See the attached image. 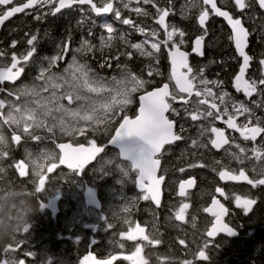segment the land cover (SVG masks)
Listing matches in <instances>:
<instances>
[{"label": "snow or ice", "instance_id": "6c2138e0", "mask_svg": "<svg viewBox=\"0 0 264 264\" xmlns=\"http://www.w3.org/2000/svg\"><path fill=\"white\" fill-rule=\"evenodd\" d=\"M123 7L135 13L136 16L147 17L149 11L141 8L139 5H152L155 8V20L160 30L148 29L140 26L131 18L121 19V10L114 8L113 0H27L21 6H12L0 14V24H3L10 17L17 13H24L26 9L47 7L48 12L43 15H36L37 21L45 19L48 15L55 16L61 13L63 9H72L78 7L86 15L78 21V26L83 27L85 21L91 20L87 13H95L97 16L102 14L113 13L116 20L122 24L130 26L133 30L139 32L145 37L141 43H131L126 34L117 33L112 24L106 23L103 28L107 35L101 34L99 45L93 43L89 38H82L79 47L71 49L72 37L69 35L65 41L61 42L60 50L57 55L47 60V66L39 67L38 75L35 80L40 83H33L32 86L27 84L8 91L9 97L13 100L0 99V159L9 154L10 142L20 144L22 139H31L42 141L50 139L55 143L57 134L68 136L75 139L77 135H84L85 130L90 128L92 131H99L100 126H104V131L112 129V125L117 119H122L118 128L114 130V136L110 138L112 143H116L126 137H137L144 142L143 145H132L126 151L125 155H130L133 159L134 167L139 169L138 184L142 195L139 199L152 201L159 207L161 204V185L164 182V175H158L161 169V152L165 150V145H172L174 142L181 140L183 133L187 131L183 124H177L174 119L169 118V113L174 116H181V111L174 107V103L183 101V114L192 122L209 121V126L205 127L203 123L197 125L199 132L198 138L191 140L193 149L214 148L216 150L224 149L229 161H236L244 165L245 161H260L258 166L252 167V172L257 178H250L243 167L237 173L236 170L222 165L220 160H215L216 165H221L222 170L218 172L221 180L246 181L252 188L264 186V145L246 149L240 144L235 143V137L232 140L225 135V131L218 128L212 123L215 120L223 121L229 129L238 132L245 141L255 142L257 137L264 134V117L255 115L253 108L249 107L243 101H236L230 93L224 90L222 80H210L205 75L207 65L194 69L189 63V56L195 53L199 57L205 55V42L208 36V21L210 15L222 17L227 25L230 26L231 32L228 36L230 43L234 45L235 52L238 54L237 59L242 60L239 72L234 76L233 87L237 92H242L246 97L251 99L254 94L260 96V100L252 101L258 108H264V59L259 60L261 72L259 78H246V74L253 60L246 49L249 47V37L252 33L245 27V21L240 17H235L230 11L224 10L218 6L217 0H187V3L181 7V14L184 18H190L193 8H198V26L200 34L196 35L191 41L187 39L185 30L180 29L174 24L168 23L167 18L172 14L173 0H168V7L158 6L157 0H135L136 7H130L133 0H121ZM13 0H0V6L12 5ZM87 5V10L83 7ZM258 5L264 9V0H233V7L240 13ZM252 19V17H248ZM94 24V21H92ZM161 31L165 39H160ZM91 35L92 29H88ZM27 36V34H26ZM39 32L27 36L26 44L29 49L22 55L15 52L11 54L10 66L0 67V85L9 81L13 84L19 80L25 73V67L37 52ZM47 36V33H45ZM119 41L125 46L124 51L112 57L116 61V68L119 70L118 75L111 78L101 76L86 60L78 59V55L83 58L88 54H93L99 50L102 54L105 49L111 50L114 43ZM191 43V53L185 49ZM17 41L12 42V48H16ZM150 46V47H149ZM131 48L140 57L149 59L147 65V76H163L159 65L162 56V48L167 50V57L170 61V74L168 83L147 91V86L155 83L154 79H144L142 75L133 72L127 63H121L120 57L124 56L128 60L133 57V52L126 50ZM73 51L71 62L62 69L59 68V62L62 61L69 51ZM5 52L0 51V57H4ZM216 61H209L215 63ZM101 68L112 67L108 59H104L100 64ZM170 84L172 87L170 88ZM218 91H213V89ZM5 91L0 87V92ZM141 92L139 96V110L135 117L126 114L127 107L134 102V94ZM47 93V95H44ZM195 97V100L192 98ZM226 98H228L226 100ZM67 101V103H65ZM219 101V103H217ZM75 105V106H74ZM221 105L223 109L221 110ZM201 106H204L203 108ZM7 108V111L5 109ZM231 108V111L229 109ZM121 114H123L121 116ZM244 116L243 123H237V119ZM226 117V119H225ZM211 118V119H209ZM11 130V136L6 134L5 129ZM41 131L48 133L44 136L39 134ZM207 139V142L205 141ZM90 147L73 146L72 143H59L56 148L59 153L45 151L38 156L27 152V163L20 161L15 164L19 170L20 176H27V169L32 168V183L35 185V192L39 193L45 189L48 177L45 172H52L57 163L52 162L47 165L46 161H58L60 165H66L67 168L83 171L85 166L96 158L97 154L104 151L98 147L95 140L89 142ZM226 145H234L238 151H231L225 148ZM252 155L249 156L248 152ZM195 156L196 153L193 152ZM190 169L205 168L209 165L203 162H192L187 165ZM181 173L185 172L184 167H180ZM212 171H217L212 168ZM0 172L4 169L0 167ZM195 178L183 180L179 184V195H186V189L195 185ZM216 192L223 195L222 188H216ZM235 203L238 208L246 212L252 210V206L257 203L256 199L250 196H235ZM188 203H181L175 211V220L184 221ZM126 212L129 209H124ZM204 212L210 213L215 218L211 229L207 231L208 237H215L218 233H227L234 235L233 228L224 222V216L228 209L224 207L219 200L213 198L210 207H205ZM128 230L122 232L121 236L129 241L143 240L149 244H160L161 240L152 239L146 234V228L139 223L133 224L132 221L126 220ZM29 231V225L23 226V232ZM179 243L183 245L184 240ZM205 244V248H207ZM119 247L124 248L120 243ZM14 251L11 246L4 249L5 253ZM143 247L137 245L130 255L122 258L129 261L130 264H148V260L142 255ZM198 255L206 260L208 257L204 251H199ZM121 257L110 254L107 258L97 259L91 253L86 255L82 264H114ZM0 264H22V261L8 259ZM183 264H192L191 261H184Z\"/></svg>", "mask_w": 264, "mask_h": 264}, {"label": "flooded vegetation", "instance_id": "af4514ba", "mask_svg": "<svg viewBox=\"0 0 264 264\" xmlns=\"http://www.w3.org/2000/svg\"><path fill=\"white\" fill-rule=\"evenodd\" d=\"M26 2L27 0H13L12 5L0 6V14L5 12L12 6H21ZM124 2H127V0H124ZM166 2L168 3V0H166ZM198 2L199 0H197V3ZM120 3L121 0H113L114 8H117L118 4ZM186 3L187 0H173V3L171 5L172 14H170L167 20L168 23L174 24L180 29L185 30L187 33L186 38L191 41L196 35L200 34V29L198 26L199 9L193 8L190 14V18L186 19L181 14V7ZM217 3L218 6L222 7L224 10L230 11L235 17L242 18L245 21V27H247L252 33V35L249 37V47L248 49H246V51L250 56L253 57V60L250 64L246 77L248 78L250 76L252 78H259L261 72V65L259 64V60L264 59V10L262 8H259L258 5H254V7L246 9L244 13H240L238 9H235L233 7V0H217ZM136 6L137 5L135 4V0H133V4L130 7ZM139 6L142 7L141 4ZM148 6L150 21L145 25H143L141 21L143 16H136L135 13L131 12L129 9L127 11H123V7L121 8V11H123L121 19L126 18V14H128V18H132L140 26L146 27L151 30L153 28L150 26V22L155 26H157V24L155 20V8H153L152 5ZM158 6L168 7L169 4H158ZM83 7L86 10L88 8L87 5ZM63 10L65 11H61V13H58L55 16L49 15L50 19L62 22L63 19L70 18L75 21V25H78V21L82 20L86 15V13L81 12L78 7ZM48 11L49 9L47 7L40 8L39 6H37L36 8L22 14L17 13L4 22V25L2 26L0 31V51L5 52L6 55L4 57H0V67L10 66L11 54L13 53L12 49L18 56L24 54L26 51L21 52L18 45H22L23 40L25 38L27 39V36L37 33V31L32 33L29 32L27 36L25 35L27 33H25L21 38V36L19 35H8L7 32L12 31V29L20 25L27 24L26 26L28 27L31 22L35 21L38 27L37 30L39 32L38 42H40L42 35L40 27H47L45 24L46 20L43 25H40V22L42 20L37 21L35 19V16L43 15V13ZM87 15L91 16V20L85 21L83 27L92 28L94 30L91 35L89 34V32H87V38L91 39L94 43H96L94 39L100 37L101 34L107 35L103 28V25L106 23L112 24L115 29H121V31L124 33H126L127 31L133 33L135 42L140 41L141 38L143 40L145 39L144 36H142L139 32L133 30L130 26L124 25L119 20H116L113 13L102 14L100 16H97L95 13H87ZM180 17L181 19L187 20L190 24V27L181 26L179 19ZM248 17H252V19H248ZM211 19L214 20V22L211 23ZM92 21H94V24L92 23ZM207 27L209 31L205 42V55L203 57H199L195 53H191V43H189V45L186 46L185 49H183L191 53L189 56V63L194 66V69L200 66L207 65V67L205 68V75L208 79L215 80V78H211L210 75L217 74L218 78L223 79L224 90L228 91L230 93V96L234 100L245 102L249 107L253 108L256 116L264 117V108H258L252 103V101L260 100L259 95L254 94L253 97L249 99L242 92H237L234 87L232 90L228 85L229 77H234L237 74L240 65L242 64V60L236 58L238 54L235 52L234 45L228 40V36L231 32L230 26L227 25V22L224 19L215 15H210ZM214 33L218 36H224V42L226 43L227 47L223 48L222 43H216V41H214ZM160 39H164L162 37V31ZM13 41H17L16 48H12ZM130 41L131 43H135L133 39H130ZM118 42L119 41H117V43ZM24 44H26V40L24 41ZM76 47L77 46L71 43V49H75ZM216 49H219V51H221L220 55L226 59V62L230 61L235 66L232 74L227 73L226 70L222 71V68L218 67L216 65V62L211 64L209 63V61H214V59L211 60L212 55H210V52H214L216 51ZM161 52V59L162 61H165L164 66L166 68H159L160 71L164 73L163 76L168 77V75L170 74V65L169 59L167 57V50L162 48ZM48 53L49 51H45L44 48L38 47L37 44V52L34 54V57L29 62V64L25 67V73L22 74L21 78L14 84L8 81L4 82L3 85H0V87H3L5 89V91L0 92V99L13 100L12 98L14 97L8 96V91H13L24 84L28 85V75H32L33 73L34 62L43 59L46 55H48ZM72 55L73 51L70 50V54L66 55L64 60L67 61L70 57H72ZM134 57L137 58L135 54ZM233 58H235L236 61H234ZM112 60L113 59L111 57L109 61ZM87 63L92 66L90 62L87 61ZM132 69L133 72L140 74L141 66L139 65V63L134 62ZM145 69L147 74V67ZM110 70L111 69H107V67H104L100 68L98 72L100 75L105 77L106 75L110 74ZM151 79H155V76L151 77ZM152 85H155V83H153ZM152 88L153 87L147 86V91L151 90ZM213 91L218 90L214 88ZM139 94H141V92H138L136 94V99L132 106L129 108L127 115L131 117H135V115L137 114V110L139 107ZM192 99L195 100V97H193ZM227 99L228 98H226V100ZM217 103H219V101H217ZM173 106L180 109L181 116L177 117L169 113V118L176 121L177 131H179L180 124H183L187 131L183 133L184 138L174 142L172 145L166 146L165 150H163L162 154H160L161 169L158 172V175H164V182L161 185L162 197L159 207H157L154 202L150 200L144 201L143 199H139V197L142 195L138 184L139 169L134 168L130 160L122 157L121 151L117 147L109 145L111 141L110 138L113 136L114 131H112L111 134H107L105 132L98 134L94 133L93 131H89L87 132L86 136L91 139L90 141L95 140L96 144L102 147L104 151L97 157L95 162L85 167L83 171L69 169L64 165H60L58 161H50L47 165H50V163L52 162H56L57 167L52 172H45V175L48 177L45 187L47 186V193L51 189L54 190L55 195L58 196L59 199H53L49 201V205L47 206V208L50 210L54 209L51 213L43 212L42 205H40L36 201H32V204L37 209L36 213L39 212L43 213L44 215L48 214L46 218V224L48 226L53 225L56 227L55 229H51V237L53 239V245H51L52 250L40 254V251H44V240L38 234L36 223L34 221L35 219L31 217L26 224L35 231L23 233L22 228L25 225L24 224L20 228L19 232L15 234L16 237L5 243H0V249H5L9 246H11V249H14V251L10 250L7 253V257H0V260L2 259L4 261L8 259H15L18 261H22V264H82L83 258L91 253L95 255L97 259H104L107 258L110 254H115L120 256L121 258L115 261L114 264H130L129 261H126L122 258L123 256L131 254V250L126 248V245L128 243L127 239L121 236L122 232H126L128 230V224L125 223L126 220L132 221L133 224L139 223L142 227H145L146 234L147 229L153 227L149 234V238L152 239L154 236L156 239L161 240V243L158 245L149 244L148 241L143 240L137 241L140 246H144L146 248L145 259L148 260V264H183V262L186 260L191 261L192 264H208L212 262V260H218L221 257L218 256V254L220 253L222 246L227 243H234L236 239H230L225 235H219L215 239H208V241L206 242V244L208 245L207 248L204 247L205 245L203 247H197L198 252H196L195 250L190 257L188 246H181L182 254L179 256H175L169 254L164 249V240L169 231L163 228L164 225L161 223L175 221L178 222V224L188 225L189 223L196 222V232L200 233L202 224L201 221L208 220L210 221V223H213L215 220V218L212 217L210 213H206L203 211L205 207H210L213 198H215L219 200L226 209L228 208V215L225 221L234 228L238 224L240 217L244 214H248V212H246L244 209L238 208L236 206L235 196H250L251 198L255 199L257 195L256 192L259 189L264 188V186L252 188V186L248 185L246 182L221 180L219 178L218 172L222 170V167L221 165H216L214 163L215 160H220L222 162V165L236 170L237 173L239 169L243 167L250 178H257L256 174L252 172V168H250L254 160L245 161L244 165H240L234 160L230 162L229 157L225 154L224 149L216 150L214 148H211V146L206 149H193L191 140L198 138L199 129L197 125L203 123L205 127H208L209 121L192 122L189 118L185 117L183 114L182 101L178 100L174 103ZM201 107L203 108L204 106ZM222 109L223 105H221V110ZM5 111H7V108L5 109ZM229 111H231V108L229 109ZM244 120L245 117L240 116L237 119V123H243ZM212 123H214L216 127L223 129L225 131V135L228 136L230 140L235 137V143L240 144L246 149H252L253 147L261 146L256 144L253 145L254 142L252 141L243 140L238 132L229 129L227 125L221 120H215ZM5 131L6 134L10 137L11 130L6 128ZM78 140H80L78 136H76L75 139L72 140H60L57 138L55 143H53L52 145L53 150H51V152L57 154L59 153V149L56 148V144L59 143L71 142L73 145H90V141L85 143L84 141L82 142V140L81 142H79ZM259 141H264V134H262L260 137H257V140L255 142ZM204 142H207L206 138ZM26 144H28V139H22L19 147H24ZM41 144L42 143H39L38 145L40 146ZM143 144L144 143H138V146ZM13 146V142H10V147ZM225 148H230L231 151H238V149H236L234 145H226ZM8 151L9 154L6 157L9 159V165L13 164V162H27V156L24 153L19 156L12 157L13 151ZM193 152L196 153L195 156L193 155ZM248 155L251 156L252 153L249 151ZM194 158H196V160ZM192 162H203L209 165V167L190 169L187 167V165ZM180 167H184L186 171L181 173L179 171ZM213 167L218 169L216 175L209 171ZM202 173H209L210 176H200ZM87 174H91L92 181L81 185L84 188L81 197L73 196L72 198H65L63 193L60 190H57L53 184L55 182L57 185H61L65 183L66 179L68 178H72L75 181H81ZM13 177V179H16V184L18 185L19 189L20 187H26L27 190L34 185L31 181L25 180L22 177H19L18 180L15 176ZM192 178H195L196 180L195 185L191 188H187L186 195L181 197L179 195V184L183 180ZM199 183L207 185L208 188L200 190ZM218 187L223 189V195L215 191V189ZM105 189L108 190L112 198L110 203L104 196L105 194H102V191L104 193ZM26 190L20 189V191L18 192L25 193ZM173 192L176 193L175 197L177 206L174 209L169 210L166 207V201ZM205 193H207V196L205 197V203L201 206V197L204 196ZM90 194H92V196L94 197L91 198V196H89ZM61 202L77 209V216L81 221H83V223H76L63 229H58V226L63 220L62 213L65 211V208L59 205ZM181 203H188L189 209L186 212L185 220L177 221L174 218L175 211L179 208ZM126 207L129 209V211L127 212L124 210ZM194 208L203 211L205 213L204 218H200L194 215ZM115 213H120L121 218L109 219L110 215ZM96 216L99 217L98 223L95 220ZM210 226L211 224L208 226L207 230L210 228ZM68 232H70L71 234H66ZM223 240H225L226 242L222 243ZM117 241L124 244L123 249L115 244ZM99 242H103L108 245V253L102 254L98 251L96 245ZM70 244L72 247L70 246ZM215 249L217 250L215 251ZM199 251H204L208 258L206 260L202 259L198 255Z\"/></svg>", "mask_w": 264, "mask_h": 264}, {"label": "bare ground", "instance_id": "6f19581e", "mask_svg": "<svg viewBox=\"0 0 264 264\" xmlns=\"http://www.w3.org/2000/svg\"><path fill=\"white\" fill-rule=\"evenodd\" d=\"M157 3L159 5H167L168 4L166 2V0H157ZM122 7H123V3H120L117 6V8H119L120 10H121ZM127 10L128 9H125L123 7V11H127ZM123 11H121V13H123ZM128 17H129V15L126 14V18H128ZM45 19H46V23L45 24H46L47 27H54V26H57V25L65 26L67 23H69L71 25V27H72L71 28L72 33L70 35L72 37L71 43L73 45H75V46H79V42L81 41V39L82 38H87V36H88L87 32H88L89 28L79 27L78 25H75V21L70 19V18L63 19V22H58V21H55L53 19H50L49 15H48ZM179 19H180V25L181 26L190 27V24H189V22L187 20L181 19V17ZM210 21H211V23L214 22V20H212V19ZM24 26L25 25H20L19 26L23 30H20V31H17V32L8 31L7 34L8 35H19L22 38L23 34L27 33V35H28L29 32H31V33L32 32H36L37 28H38L37 27V23L35 21L31 22L30 25L28 27H26V28H23ZM92 32H94L93 29H92ZM44 38H46L45 41L42 40V41L37 43L38 47L44 48L43 45L49 39L48 36L47 37L44 36ZM219 38L224 40V36L223 35H220ZM25 40H26V38L23 40L22 45H18L19 46V50L21 52L27 51L28 48H29L28 45L24 44ZM120 50H121V45L119 43H116V44H114L113 48L111 50H109L105 54H102L101 52H97L96 56L94 57V59L90 62L92 64L91 67H93L95 69V71L98 72L99 69L101 68L100 64L103 63V60L104 59H108V58L110 59L114 55L118 54L120 52ZM12 51L14 52L13 49H12ZM45 51H46V49H45ZM216 53L217 54L221 53V51L218 50L215 53L214 52H210V55H214ZM38 61L41 62V59L38 60ZM44 63H42L41 66ZM226 66H227V68L225 69L226 72L232 74V72L235 69V66L230 61L226 62ZM210 77L211 78H215V77H218V75L217 74H211ZM31 78H32V76L28 75V80H30ZM209 171H211L214 175H216L217 172H218V169L215 172L212 171V169H210ZM200 176H210V175H209V173H202ZM91 181H92L91 174H87V175L84 176V178L81 181H75L72 178H68V179H66V182L61 184V185H57L55 182L53 184H54V186H55V188L57 190H60L63 193L65 198H72L74 196L75 190L77 188H79L80 191H83L84 188L81 185L89 183ZM5 188H6L7 191L9 189H12V190H15V191H20V189L26 190V187H20V189L18 188V185L16 184V179H12L11 185L8 186V187L5 184ZM199 188H200V190H204V189L208 188V186L204 185L203 183H199ZM175 195H176V193L173 192L168 197V199L166 201V207L169 210L174 209L177 206V201H176ZM258 202H264V198H263V200L258 198ZM59 205L64 207L65 211L62 213L63 220L60 223V225L58 226V229H63L65 227H67V226L74 225L76 223L77 224H82L83 223V221H81L78 218V216H77L78 215L77 214V209H75L73 207H70V206L66 205L65 203H63V202H61ZM252 211H253V209L247 215H245V214L242 215L240 217V220L238 221V224L236 225V227H234V229L236 228L235 230H237V232H239V234H241V235L242 234L243 235L250 234V233H248L249 231H245V230H247L246 228H248L249 224H251L252 217L251 216L247 217V216ZM193 212H194V215H196L197 217L204 218V216H205V213L203 211L197 209V208H194ZM34 215L37 218H44L45 217V216H42V215H44L43 213H39V212H37V213L35 212ZM34 221L37 222L36 227H37V230H38V234L44 240V252H49L50 250H52V248H51V240H52V237H51L52 234L51 233H52V231L51 230H46L45 233L48 236L50 235L49 237H47L44 233H42L43 228L46 226L45 225L46 223L44 221L40 220V219H37V220H34ZM41 225H42V228H41ZM166 226L167 225H164L165 228H166ZM175 229H176V227H174V226L169 227L167 229V231H169V233H167V236H166V238L164 240V243H165L164 249L171 255H175V256L181 255L182 254L181 246H188L189 247V257H190L191 254L195 250H196V252H198L197 247H203L206 244V242L208 241V239L211 238V237H208L207 234H205V232L202 235H198V236L195 237V236H190L189 233H187V232L177 233V231ZM210 229H211V227L209 228V230ZM66 234H71V233L68 232ZM180 240H184L185 243L183 245H181L179 243ZM225 242L226 241L223 240L222 243H225ZM120 243L121 242L117 241L115 244L117 246H119ZM240 245L242 247H244L246 245V242L239 241V242H236V243L225 244V245L222 246V249H221L220 253L218 254V256H221V257H224V258H226V257L233 258V256H236L237 248ZM70 246H71V244H70ZM96 248L102 254H106V253L109 252L108 245L103 243V242H99L96 245ZM7 256H8V254L4 252L3 248H1L0 249V257H7ZM221 257L219 259H221ZM236 262H242V261L237 260ZM224 263H227V261L224 262ZM224 263H222V261L219 262L217 260H212V262H210L208 264H224ZM228 263H233V261L232 262L228 261Z\"/></svg>", "mask_w": 264, "mask_h": 264}, {"label": "rangeland", "instance_id": "374dc122", "mask_svg": "<svg viewBox=\"0 0 264 264\" xmlns=\"http://www.w3.org/2000/svg\"><path fill=\"white\" fill-rule=\"evenodd\" d=\"M141 8H144V9H146L147 11H149V6L148 5H143V4H141ZM132 19V18H131ZM45 20L46 19H43L41 22H40V25H43V23L45 22ZM141 21H142V24L143 25H145L146 23H148L149 21H150V17L149 16H147V17H142V19H141ZM150 26L153 28V29H156V30H159V26L157 25V26H155L153 23H151L150 22ZM56 27V26H55ZM43 28H45V27H40V29H43ZM53 28V27H52ZM20 30H23L21 27H16V28H14V29H12V31L13 32H17V31H20ZM162 37L165 39L166 37H165V35H164V33L162 32ZM42 40H46V38H44L42 35H41V39H40V41H42ZM43 41V42H44ZM96 43L95 44H97V45H99V43H100V41H99V37L96 39V41H95ZM141 42H143V39L141 38L140 39V41H136L135 43H141ZM94 43V42H93ZM117 43V41L114 43V44H116ZM119 43V42H118ZM120 45H121V50L120 51H124L125 50V46L123 45V44H121V43H119ZM43 47L47 50V51H49V53H48V55H46L44 58H51L52 56H54V55H57L58 53H59V47H60V43H59V41H57V40H55V38H50V39H48L47 41H46V43L43 45ZM77 47H79V46H77ZM150 47V46H149ZM126 50H128V51H132L133 52V57H132V59L131 60H128L126 57H124V56H121L120 57V62L121 63H127L128 65H129V67H130V69L133 71V69H132V64L135 62V61H139L140 59H141V63L142 64H145L146 65V63L149 61V59L148 58H146V57H140L137 53H135V51L133 50V49H131V48H127ZM109 50L108 49H105V51H104V53L103 54H105V53H107ZM97 52H100L99 50H97V51H95L94 53H93V55H91V54H88L86 57H83V58H81L79 55H78V59H82V62L84 61V60H87L88 62H91L93 59H94V57H95V55H96V53ZM134 54L136 55V57L137 58H135L134 57ZM41 59V62H39L38 60L37 61H35L34 62V64H33V67H34V70H33V74L31 75L32 76V78L28 81V85L29 86H32V84L35 82V83H37V84H39L40 82L39 81H36L35 80V78H36V76L38 75V72H39V65H40V67H41V64L42 63H44L42 66H47V60H45V59ZM71 62V57L66 61V60H62V61H60L59 62V68L60 69H62L63 67H65V66H67V64L68 63H70ZM111 62V64H112V67L111 68H109V67H107V69H111L110 70V74H108V75H106L105 77H107V78H111V76H113V75H118V72H119V70L116 68V61L113 59L112 61H110ZM93 68V67H92ZM199 68V67H198ZM97 72V71H96ZM99 73V72H98ZM102 76V75H101ZM158 77H161V76H158ZM144 78V77H143ZM144 79H149V77L147 76L146 78H144ZM233 83H234V77H233V80H231V83L229 84V87H233ZM137 94V93H136ZM136 94H134V101H135V98H136ZM44 95H47V93H44ZM13 100L15 99V98H12ZM65 103H67V101H65ZM134 103V102H133ZM132 103V104H133ZM132 104H130L128 107H127V109H126V114H128V111H129V108L132 106ZM75 106V105H74ZM123 114H121V116H122ZM121 119H117L116 120V122L112 125V129L110 130V131H108V132H105L104 131V126H100V130L99 131H93L94 133H103V132H105V133H112V130H113V128L115 127V125H116V123H118L119 121H120ZM89 131H92L90 128H88V129H86L85 130V134L84 135H77L78 137H79V139L80 140H78L79 142H81V140H82V142L84 141L85 143L86 142H88V141H90L91 139H89L87 136H86V134H87V132H89ZM41 135H44V136H47V135H49L48 133H46V132H43V131H41ZM57 138L58 139H60V140H63V139H69V140H72L73 138L72 137H68V136H60L59 135V133L57 134ZM28 140H31V139H28ZM57 140V139H56ZM40 143H42L40 146L39 145H25L24 147H19L20 145L19 144H14V146L13 147H9V150H12L13 151V154H12V157H15V156H19V155H21L22 153H24L26 156H27V152H31V153H33V155L34 156H38V155H40L41 153H43V152H45L46 150L47 151H49V152H51V150H53V148H52V145H53V141L52 140H50V139H45V140H42V141H40ZM263 145L264 144V141H259V142H254L253 143V145ZM195 160H196V158H194ZM28 162V161H27ZM26 162V163H27ZM50 161H46L45 163L46 164H48ZM16 163H18V162H13V164H11V165H9L10 163H9V159L7 158V157H3L2 159H0V167H2L3 169H4V172H0V194H3V193H5V192H7V190H6V188H5V184L7 185V187L8 186H10L11 185V181H12V179L14 178L13 176H15L16 178H17V180H18V178L19 177H22L23 179H25V180H29V181H32V168H31V166H29L28 167V169H27V172H28V175L27 176H20L19 175V170L18 169H16L15 168V164ZM260 164V161H255L254 160V162L251 164V166H250V168H252L253 166H258ZM203 179H204V177H203ZM264 189V188H263ZM102 191V190H101ZM24 193V192H23ZM26 194H28V196H29V198L31 199V201H36V202H38L40 205H42V210H43V212H46V213H51L53 210H50V209H48L47 208V206L49 205V201L50 200H53V199H55V200H58L59 198H58V196H56L55 195V191L54 190H49V192L47 193V186L45 187V189L43 190V191H41V192H39V193H36L35 192V185H33V186H31L29 189H27L26 190V192H25ZM81 194H82V191H80V189L79 188H77L76 190H75V194H74V196H77V197H81ZM102 194L107 198V200H108V202L110 203L111 202V196H110V194H109V192H108V190H106L105 189V192L103 193V191H102ZM263 195H264V192H263ZM207 196V193H205V195L204 196H202L201 197V206L205 203V197ZM78 212H79V210H78ZM121 214L120 213H115V214H112V215H110V218L109 219H113V218H121V216H120ZM42 216H45L44 218H37L34 214L31 216L33 219H35V220H37V219H40V220H42V221H44L45 223H46V218H47V216H48V214H45V215H42ZM30 217V218H31ZM98 219H99V217L98 216H96L95 217V220L97 221V223H98ZM35 223L37 224V222L35 221ZM201 231H200V233L199 232H196V228H197V223L196 222H194V223H189L188 225H183V224H178V222H175V221H173V222H163V223H161V224H163V225H167L166 226V228L168 229L169 227H172V226H174V227H176V231H177V233H180V232H183V231H185V232H187V233H189V235L190 236H198V235H202L204 232H205V234H207V231L209 230H207V228H208V226L211 224L212 225V223H210V221H208V220H206V221H201ZM46 226L43 228V231H42V233H44V234H46L45 232H46V230H51V229H55L56 227L55 226H53V225H47V224H45ZM211 227V226H210ZM41 228H42V225H41ZM153 227H150V228H148L147 229V234L149 235L150 234V232H151V229H152ZM163 228H165V227H163ZM165 228V229H166ZM104 229V228H103ZM166 229V230H167ZM29 231H35V230H32L30 227H29ZM28 231V232H29ZM22 232H23V228H22ZM24 233V232H23ZM54 233H55V231H54ZM171 233V232H170ZM52 234V233H51ZM36 236H37V232H36ZM47 237H49L48 235H46ZM128 241V243H127V245H126V248L127 249H129V250H131V252L132 251H134V249H135V247L137 246V245H139L138 244V240H136V241H129V240H127ZM228 244V243H227ZM51 245H53V239L51 240ZM143 247V253H142V255L145 257V250H146V248L144 247V246H142ZM217 249H215V251H216ZM44 251H40V254L41 253H43ZM146 258V257H145ZM3 260L1 259L0 260V262H2Z\"/></svg>", "mask_w": 264, "mask_h": 264}, {"label": "trees", "instance_id": "16d2710c", "mask_svg": "<svg viewBox=\"0 0 264 264\" xmlns=\"http://www.w3.org/2000/svg\"><path fill=\"white\" fill-rule=\"evenodd\" d=\"M61 22V21H58ZM63 22V21H62ZM27 24L23 28H26ZM71 25L67 23L65 26L63 25H57L56 27H45L41 29V34L44 37L45 33H47L48 38H55V40L59 41L60 45L62 41H65L66 38L71 35L72 30H71ZM38 29V28H37ZM45 36V37H47ZM214 41L216 43H222L223 48L227 47L226 43L224 40H220L219 36L214 33L213 35ZM129 40V39H128ZM130 41V40H129ZM219 49H216L215 52H217ZM214 59L216 61V65L220 68H222V71H225L227 68L226 64V59L223 58L220 53H216L212 55L211 60ZM234 61H236L235 58H233ZM109 60V58H108ZM160 68L165 69L166 67L164 66L163 62H160ZM33 74V73H32ZM220 74V73H218ZM166 78H162V81H165ZM161 79L156 80L155 85H160L161 82H159ZM215 80H222L218 77H215ZM231 80H233V76L229 77L228 79V85L231 83ZM264 189H259L256 193V205L253 208V211L247 216V217H252L251 224H249L247 230L249 231L246 235H241L234 241V243L243 241L246 242V245L242 247L241 245L237 248V254L236 256H233V258L229 257H221V259H218L217 261H222L224 264H264V202H258V198L263 200L264 195H263ZM255 193V194H256ZM252 225V226H251ZM244 231V232H245ZM237 260H240L242 262H236ZM232 262L233 263H228Z\"/></svg>", "mask_w": 264, "mask_h": 264}, {"label": "clouds", "instance_id": "9594fccd", "mask_svg": "<svg viewBox=\"0 0 264 264\" xmlns=\"http://www.w3.org/2000/svg\"><path fill=\"white\" fill-rule=\"evenodd\" d=\"M36 211L26 193L9 189L0 194V243L13 239Z\"/></svg>", "mask_w": 264, "mask_h": 264}, {"label": "water", "instance_id": "95a60500", "mask_svg": "<svg viewBox=\"0 0 264 264\" xmlns=\"http://www.w3.org/2000/svg\"><path fill=\"white\" fill-rule=\"evenodd\" d=\"M264 10V9H263ZM220 18H222V17H220ZM223 19V18H222ZM141 142V143H144L142 140H140L139 138H137V137H126V138H124V139H122V140H120V141H118V142H116V143H112V141H110V143H109V145L110 146H113V147H117L120 151H121V154H122V157H124L125 159H128V160H130L131 162H132V164H133V159L131 158V156L130 155H125V151L130 147V146H132V145H138V142ZM122 142V144L120 145V143ZM139 142V143H140ZM84 147H90V146H85V145H83ZM75 147V146H74ZM99 147V146H98ZM102 153V152H101ZM101 153H99V154H97V156H96V158L95 159H93L92 161H90L86 166H88V165H90V164H92L93 162H95V160L97 159V157L101 154ZM64 166H66V165H64ZM85 166V167H86ZM67 167V166H66ZM133 167H134V164H133ZM135 168V167H134ZM241 182H246V181H241ZM89 196H91V198L92 197H94V196H92V194H90ZM161 197H162V192H161ZM211 206V205H210ZM254 206V205H253ZM252 206V207H253ZM227 215V214H226ZM226 215L224 216V218L226 217ZM223 218V219H224ZM225 222V221H224ZM229 227H231V226H229ZM232 228V227H231ZM233 230H234V235H229V234H227V233H223V232H221V233H218L215 237H217L219 234H224V235H226V236H228L229 238H237V237H239V232H237V230H235L234 228H233ZM215 237H211V238H215Z\"/></svg>", "mask_w": 264, "mask_h": 264}]
</instances>
